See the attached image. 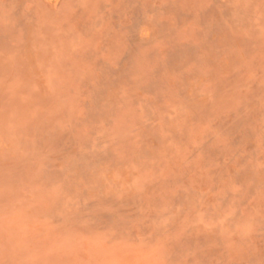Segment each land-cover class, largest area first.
I'll return each instance as SVG.
<instances>
[{
	"label": "rangeland",
	"instance_id": "374dc122",
	"mask_svg": "<svg viewBox=\"0 0 264 264\" xmlns=\"http://www.w3.org/2000/svg\"><path fill=\"white\" fill-rule=\"evenodd\" d=\"M0 264H264V0H0Z\"/></svg>",
	"mask_w": 264,
	"mask_h": 264
}]
</instances>
